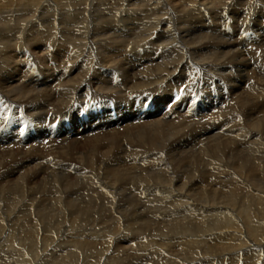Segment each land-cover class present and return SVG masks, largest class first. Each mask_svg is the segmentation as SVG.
<instances>
[{
	"label": "bare ground",
	"instance_id": "6f19581e",
	"mask_svg": "<svg viewBox=\"0 0 264 264\" xmlns=\"http://www.w3.org/2000/svg\"><path fill=\"white\" fill-rule=\"evenodd\" d=\"M235 2L240 5L243 0H0L1 108L14 109L15 116L24 118L23 106L31 105L29 110L37 112L39 107L32 109V105L37 99H43L35 102L41 104L45 97L53 105L67 108L71 104L78 106V99L86 103L92 93L124 96L132 106L131 100L139 101L131 116L113 122L103 117L106 126H101L103 119L87 123L85 127L83 123L77 125L75 136L85 137L82 141H63L72 130L57 135L54 140L41 136L39 144L36 140L18 143L14 133H11L13 138L8 136L7 140L0 141V192L9 193L3 206L0 204V263L65 264L70 260L69 264H120L125 252H132L133 257H124L128 258L125 264H264V191L258 190L256 183L254 188L248 184L257 176L264 178V118L249 119L241 108L239 114L244 113L246 120L241 125L240 117L232 115L236 124L232 128L244 135L238 140L234 134H229H232L230 129L225 133L220 131L219 126L224 122L222 103L204 108L206 113L210 111L208 114L196 113L195 97L180 83L181 75L193 73V67L199 69V65L213 61L225 62L217 56L225 55L233 46L227 44L224 37L229 40L233 37L224 34L226 27L215 31L212 22L223 24L229 7ZM194 14L201 17L198 24H203L202 19L208 17L210 25L204 28L206 31L199 26L192 32L188 27L187 18ZM210 27L220 34V43L201 39L213 36ZM251 57L254 59L255 54ZM44 67L54 68L53 73L47 74ZM248 89L252 93L240 98L242 107L247 102L253 105L259 95V88L254 85ZM144 96L151 104L145 109L146 113L139 114L138 109L143 110L147 105L140 100ZM172 101L177 103L169 106ZM193 128L199 132L191 142L182 143L171 154L166 150L168 145L170 148L178 146ZM54 142L58 146L52 147ZM19 144L31 153L34 148H43L52 156L53 151L58 160L73 161L74 169L70 165L65 166L67 170L63 175L57 170L54 172L55 158L48 155L49 167H35L34 161L33 165L29 161L20 170L16 167L4 170L5 164H14L17 155L12 148ZM15 148L21 151L20 147ZM113 155L119 156L118 161L111 159ZM233 158L232 163L229 159ZM123 163L127 166L120 168L119 164ZM231 167L235 170L231 169L233 173H229ZM87 168L89 172L85 171ZM146 168L158 171L153 174L155 179L145 175L141 190L162 191L160 178H163V184H167L163 191H168L167 197H171L169 212L160 204L155 206L158 210L151 217L149 209L143 214L145 210L139 208L134 210L136 216L128 214L127 219L125 213L119 211L122 207L116 205L114 191L127 183L137 185L139 182L126 176L131 170L146 171ZM21 170H26L24 175ZM42 170L48 172L42 175ZM103 171L108 181L101 179ZM11 172H19L14 182L8 180L7 173ZM195 172L203 173L200 179H209L206 181L208 191L202 189L203 184L198 185L205 196L201 198L203 204L197 209L180 206L185 202L181 192L191 191L186 181L188 176L182 174L194 175ZM225 173L232 176L230 180L221 179ZM94 179L98 191L104 195L101 198L105 199L97 201L95 192L87 191L89 195L82 196L85 202L81 205L75 197L70 199L64 195L77 183L85 184ZM35 190L41 194L45 190L52 193L49 201L52 205L57 203L55 206L61 209L62 218L52 213L54 207L50 205L52 210L34 205L31 195ZM242 191L245 192L240 194ZM22 197L27 200L24 204L29 207V210L25 208L29 213L14 206ZM96 202L100 206L97 218L106 214L110 219L108 223L104 215L98 223L93 221ZM148 218L158 226L152 227ZM45 222L55 226L47 230L43 226ZM133 226L136 228L131 229ZM121 242L126 245L119 249ZM65 253L68 255L64 256Z\"/></svg>",
	"mask_w": 264,
	"mask_h": 264
},
{
	"label": "rangeland",
	"instance_id": "374dc122",
	"mask_svg": "<svg viewBox=\"0 0 264 264\" xmlns=\"http://www.w3.org/2000/svg\"><path fill=\"white\" fill-rule=\"evenodd\" d=\"M257 1V2H256ZM245 2V3H244ZM247 2V3H246ZM260 2L259 5H257L258 3ZM254 0L252 2H249V0H243V2H241V4L239 5V2H235L233 3L230 7H229V10L227 11V20H225L223 22V24L219 23L218 21H213L212 22V25L215 27V31H221L224 27V34L228 33L227 35L229 37H233V41L232 40H229L228 37H224L223 40H226L225 42L228 44H233L232 47H230L229 49H227V52L225 55L223 56H217L220 58V60H224L225 62H223L221 64V62H218L217 61H213V63H206V64H202V65H199V69L198 68H195V73H190V72H184L182 75H181V80H180V83L183 84L182 87L186 88L189 90V92L191 93L190 95L191 96H194L195 97V107H196V113H200L203 112V113H206V110L204 108H207L208 106L212 105V106H219L221 103H222V106H224V108L221 109V113L224 115V117H221L223 119L224 122H222L223 124H221V126H219V128L221 127L220 131L222 130L223 133H225L226 131H228L229 129V132H232L229 133L231 136H233V134L235 136L233 137H236L238 140L242 139L240 137H243L244 135H241L239 134V131L237 128H232L233 126H235L236 124L234 123V120L232 119V115H236V116H239L240 117V120H241V125H243V120L246 121L244 118V113H247V118H251L252 120H255V119H260V118H264V97L263 98H259L260 96H263L264 93L263 92H260V90H263L264 91V45H262V43L264 42V1L263 0ZM262 3V5H261ZM245 4V5H244ZM236 5V6H235ZM250 5V6H249ZM256 5V6H255ZM253 6V7H251ZM258 6V7H257ZM260 6V7H259ZM247 8V9H246ZM236 11H235V10ZM241 9V10H239ZM245 9L244 12H242L243 10ZM262 10H263V13H262ZM190 15V14H189ZM196 16V18H195ZM196 14L192 15V16H189L190 18H187V22L189 23V28L192 30V32H195L194 30H197L199 26H201L203 29L206 27L207 28V25L209 26L210 22H208V17L206 19H202L203 20V24H198L196 22H198V20H200L199 18H201L200 16H198ZM225 16V17H226ZM188 17V16H187ZM230 17V18H229ZM239 17V19H238ZM197 20H195V19ZM255 18V19H254ZM230 19V20H229ZM246 19V20H245ZM211 20H214V19H210ZM232 21V22H231ZM256 21V22H255ZM192 22H195L192 24ZM218 22V24H217ZM191 23V24H190ZM260 23V24H259ZM198 24V25H197ZM225 24V25H224ZM256 25V26H255ZM254 26V27H253ZM187 27V26H186ZM242 27V28H241ZM188 28V29H189ZM218 30H217V29ZM228 28V29H227ZM201 29V28H200ZM208 29V28H207ZM214 29L212 27H210V33L212 34V32H214L212 35V37H205V36H201L203 40H206L207 42H216L217 40H219L218 42L220 43V34H217ZM238 29V30H237ZM241 29V30H240ZM252 29V30H251ZM206 31V29H204ZM227 30V31H226ZM212 31V32H211ZM238 31V32H237ZM251 31V33H250ZM216 33V34H215ZM242 33V35L240 34ZM248 35H247V34ZM250 33V34H249ZM235 34V35H234ZM247 35V36H245ZM256 35V36H255ZM195 36V35H194ZM254 36V37H253ZM215 37V38H214ZM242 39V42H239L241 41ZM227 38V39H226ZM237 38V39H236ZM245 40H244V39ZM249 38V39H248ZM256 38V39H255ZM231 39V38H230ZM240 39V40H239ZM261 39V40H260ZM216 40V41H215ZM247 40V41H246ZM251 40V41H250ZM259 40V41H258ZM233 42V43H232ZM224 43V42H221V44ZM215 44V43H214ZM251 44V45H250ZM260 44V45H259ZM210 45V44H209ZM255 45V46H254ZM212 46V45H211ZM239 46V47H238ZM251 46V47H250ZM254 46V47H253ZM262 46V47H261ZM253 47V48H252ZM255 48V49H254ZM257 48V49H256ZM263 48V49H262ZM252 49V50H251ZM247 50V51H246ZM254 50V51H253ZM254 52V53H253ZM254 54H255V57H254ZM250 55L254 57V59L251 57L250 58ZM242 58V59H241ZM234 59V60H233ZM241 59V60H240ZM238 60V61H237ZM241 62H240V61ZM251 60V61H250ZM252 60L254 62H252ZM256 60V61H255ZM230 61V62H229ZM237 61V62H236ZM244 63H243V62ZM236 62V63H235ZM246 62V63H245ZM234 63V64H233ZM238 63V65H237ZM240 63V64H239ZM227 66H226V65ZM232 64V65H231ZM225 65V66H223ZM263 65V66H262ZM201 66V67H200ZM209 66V67H208ZM229 66V67H228ZM248 66V67H247ZM39 68V67H38ZM49 68V69H48ZM215 68V69H214ZM224 68V69H223ZM231 68V70H228L227 69ZM260 68V69H259ZM40 69H43V67L41 66ZM44 69H46L48 71L47 74L51 73L53 71L54 68H51L50 67H44ZM51 70V71H50ZM225 70V71H224ZM244 70V71H243ZM203 71V72H202ZM240 71V72H239ZM250 71V72H249ZM228 72V73H227ZM243 72V73H242ZM254 74H253V73ZM53 73V72H52ZM219 73V74H218ZM226 73V74H225ZM233 73H236L233 74ZM248 73V74H247ZM207 74V75H206ZM186 75V76H185ZM220 75V76H219ZM184 76V77H182ZM186 77V78H185ZM183 78V79H182ZM187 79V80H186ZM249 79V80H248ZM182 81V82H181ZM190 81V82H189ZM201 81V82H200ZM220 81V82H219ZM231 81V82H230ZM247 81V82H246ZM237 84H236V83ZM233 83V84H232ZM235 83V84H234ZM248 83V84H247ZM121 84V83H120ZM231 84V85H230ZM240 84V85H239ZM93 85V84H92ZM91 85V86H92ZM241 87H239V86ZM250 85H254L256 87V89L259 88V91L257 92V95L254 99V104H247L245 106H241L239 104L240 102V98L243 97L244 95H248V94H251L252 92L248 89V87ZM202 87V88H201ZM43 88V86H42ZM91 88H94V87H91ZM184 88L182 90H184ZM232 88V90H230ZM239 88V89H237ZM202 89V90H201ZM193 90V91H192ZM234 90V91H233ZM242 91V92H241ZM247 91V92H245ZM257 91V90H255ZM194 92V93H193ZM240 92V93H239ZM233 93V94H232ZM236 93V94H235ZM242 93V94H241ZM246 93V94H245ZM231 94V95H230ZM241 94V95H240ZM239 95V96H238ZM41 96V95H40ZM43 97H45L44 95H42ZM41 96V97H42ZM109 96V97H108ZM115 95H99V94H94L92 93L90 95V97L86 100V103L83 102L81 103L80 102V99H78V102H79V105L78 106H71L69 108H67L66 106L64 107H59V106H55L53 105L52 103L46 101V97L44 99V101H41V104L39 103H35V102H40L39 100H43V99H37L35 102H34V105H32V109L36 108V107H39V110H37V112L35 110L31 111L29 110L30 106L31 105H25L23 106V110L21 112L22 115L24 116V118L22 117H17L14 115V109H8V108H1L0 107V141H5L7 140L8 138H13V136H11L13 133L15 134V141H17L18 143H23L24 141H30V140H36V144H39L41 143V136H44L46 135L48 139L50 140H54V138L57 137V135L63 133V132H66L67 130H72L73 133H71L70 135H68V137H65V140L63 139L64 142L66 143H70V142H74V141H82L85 139V137H80L79 134L75 136V132L79 129V127L77 125H80L83 123V127H85L87 125V123H96V122H99V119H103V117H107V118H111V121H115V119H118V118H125L127 115H132V113H134L135 110H137V106H135L138 102L137 105H139V101H136L133 102V100H131V102L133 103V106L132 104L129 102L130 100H127V98L124 96H119L121 98H119L117 95H116V99L114 98ZM235 96V97H234ZM104 97V98H103ZM118 97V99H117ZM147 97V96H146ZM146 97L144 96L143 98H141L140 100L147 104L146 107L144 105V109L142 110V108L140 107L138 109L139 111V114H141L143 111L146 113V110L148 109V107L150 106V102H147V99ZM197 97V98H196ZM99 98V99H98ZM133 98L134 100L136 99L134 96L131 97ZM152 99L154 97H151ZM233 100H232V99ZM259 98V99H258ZM92 99V101H91ZM96 99V100H95ZM124 99H126L124 101ZM143 99V100H142ZM146 99V100H145ZM109 100V101H108ZM116 100V101H115ZM149 100V99H148ZM231 100V101H230ZM253 100V99H252ZM98 101V102H97ZM100 101V102H99ZM120 101V102H119ZM226 101V102H224ZM229 101L231 103H229ZM235 101V102H234ZM43 102V103H42ZM89 102V103H88ZM93 102V103H92ZM106 102V103H105ZM125 102V103H123ZM47 105H46V104ZM52 105H50V104ZM121 103V104H120ZM177 103V101L175 102ZM175 103L172 101V104L170 103L169 106H174ZM225 103V104H224ZM40 106H39V105ZM44 104V105H43ZM91 104V105H90ZM128 104V105H127ZM219 104V105H218ZM224 104V105H223ZM263 104V105H261ZM36 105V106H35ZM49 105V106H48ZM88 105H90L88 107ZM143 105V104H142ZM177 105V104H176ZM206 105V106H205ZM252 105V106H251ZM121 106V107H120ZM129 106V107H128ZM225 106H229L228 108L225 109ZM258 106V107H257ZM261 106V107H260ZM26 107V108H25ZM43 107V108H42ZM46 107V108H45ZM59 109H58V108ZM74 107V108H73ZM126 107V108H125ZM257 107V108H256ZM49 108V110L47 109ZM65 108V109H63ZM123 108V110L121 109ZM245 109L244 113H243V116L239 113H241L240 109ZM47 109V110H46ZM54 109V110H52ZM146 109V110H145ZM29 110V111H28ZM41 110V111H40ZM43 110V111H42ZM224 110V111H223ZM251 110H253V112H255L256 110V113L254 115H248L249 113H253ZM47 111V113H46ZM227 111V112H226ZM234 111V112H233ZM33 112V113H32ZM127 112V113H126ZM141 112V113H140ZM226 112V113H225ZM32 113V115L30 114ZM208 113H210V111H208ZM206 113V114H208ZM230 113V114H229ZM28 114V115H27ZM40 114V115H39ZM108 114V115H107ZM227 114V115H226ZM48 115V117H47ZM51 115V117H50ZM54 115V116H53ZM106 115V116H104ZM130 115V116H131ZM151 115V114H150ZM230 115V116H228ZM257 115V116H256ZM31 116V117H30ZM38 116V118H37ZM125 116V117H124ZM153 117L156 116V115H152ZM151 116V119H154L156 117H152ZM56 117V118H55ZM157 117H159L157 115ZM16 118V119H15ZM19 118V119H18ZM54 118V119H53ZM105 118L102 121L105 120ZM15 119V120H14ZM92 119V120H91ZM38 120V121H37ZM252 120L250 122H252ZM30 121V122H29ZM9 122V123H8ZM218 122V121H217ZM38 125H36V124ZM85 124V125H84ZM106 123L102 122L101 126H106L105 125ZM195 124V123H194ZM235 124V125H234ZM76 126V127H75ZM8 127V128H7ZM78 127V128H77ZM251 127V126H249ZM11 128L13 130H11ZM15 128V129H14ZM37 128V129H36ZM195 128L190 129V132L188 131V135L185 136V138H182L181 141L180 140V144L176 147H173V148H170L169 145L167 147V151L171 154V152L173 150H175L177 147H180L183 144H186V143H189L192 141V138H194V136L199 132L196 130H194ZM228 129V130H226ZM16 130V131H15ZM76 130V131H74ZM193 132H192V131ZM201 130V129H200ZM6 131V132H5ZM100 132H103L104 130L103 129H100L99 130ZM225 131V132H224ZM7 133V134H6ZM12 133V134H11ZM45 133V134H43ZM77 133V132H76ZM236 133V134H235ZM4 134V135H3ZM238 134V135H237ZM3 136V137H2ZM10 136V137H8ZM189 136V137H188ZM192 136V137H191ZM74 137V138H73ZM18 138V140H17ZM80 138V139H79ZM187 138V139H186ZM3 139V140H2ZM73 140V141H72ZM20 141V142H19ZM57 141V140H56ZM26 142V143H27ZM62 142V141H61ZM186 142V143H185ZM29 143V142H28ZM55 144V145H54ZM21 144L19 145H16L15 147H20L21 151H19L17 148H12V150H14L13 154H16L17 155V158L15 157V160H14V164H10L12 162H9L8 164H5L3 167L6 166V168L4 170L8 171V170H12L14 169L15 167L20 170L22 168V165H27L26 163H30L33 165V161H34V164L36 165L35 167H41V168H45V167H49L48 164H49V157L51 158H55V164L56 166L53 167V171L56 172L57 170V173H59L60 175H63L64 172H66L65 170H67L65 168V166H70L71 165V168L74 169L72 166L75 165V163L73 164V161H69V160H58L59 158H56L55 155H54V152L51 151L50 154L52 156H50L46 151L45 149L43 150V148H34L32 150H34V155H33V152H29V151H26V148L25 147H21L20 146ZM55 146H58L57 145V142H54L52 144V147H55ZM166 148V147H165ZM37 149V150H36ZM169 149V150H168ZM17 152V153H16ZM20 152V153H19ZM22 153V155H21ZM27 153V155L25 154ZM30 153V154H29ZM20 155V156H19ZM25 155V156H24ZM33 155V157H32ZM38 155V156H37ZM49 155V157H48ZM54 155V156H53ZM58 155V154H56ZM29 156V157H27ZM114 156V157H113ZM111 157V159H114L116 161H118L119 159V156L116 157V155H113ZM124 156V155H123ZM20 157V159H19ZM41 157V158H39ZM120 157H122V154L120 155ZM260 157H263V156H260ZM26 162L24 161L23 162V159H26ZM46 158V159H45ZM118 158V159H117ZM18 159V160H17ZM20 162H17L19 161ZM44 162H43V161ZM50 160V159H49ZM58 160V161H57ZM232 163L234 161V158L233 159H229ZM48 161V163H47ZM69 161V162H68ZM16 162V163H15ZM18 163V164H17ZM72 163V164H71ZM47 164V165H46ZM40 165V166H39ZM120 168L122 167H126V163L124 164H119ZM26 167V166H24ZM89 167V166H88ZM15 168V169H16ZM20 168V169H19ZM233 167L231 168H228L230 170L229 173H231L232 171L234 172L235 170L232 169ZM8 169V170H7ZM70 169V168H69ZM70 169V170H72ZM104 169V168H103ZM147 170L146 171H141V170H138V171H133L131 170L128 175L126 176V178L130 179L131 177V181L133 180V182H139L137 185H133L134 183L130 184V183H127L126 186H122L120 185V188H119V191H114L115 194H116V205H120L122 208L121 210H119L120 212H124L125 213V217L128 219L130 218L129 216L130 215H137L136 212L134 210L136 209H144L145 211H142L143 214H147L148 212V209H149V213L148 216L151 217L155 212L156 210H158V207H155L157 205H164L165 209H166V212H169L168 211V200L171 198V197H167L169 196L168 194V191H163L166 189L167 187V184H163V178H160V183L161 185H163V188H162V191H142L141 190V186H140V183L144 181V178H145V175L146 176H149L151 179H155L154 175L153 174H156L158 170H153L151 168H146ZM232 169V171H231ZM151 170V171H150ZM22 173L21 175H24L25 174V171L26 170H21ZM24 171V173H23ZM43 172L41 173L42 175L45 174V172L47 173L48 170H42ZM86 172H89L90 171V168H87V170H85ZM137 172V173H136ZM232 172V173H233ZM19 173V172H18ZM17 172H14V173H7L8 175H10V178L8 179L10 182H14L15 181V177L18 175ZM131 173V174H130ZM16 174V175H15ZM143 174V175H141ZM187 175L188 178H187V182L188 184H190V190L191 191H182L181 193H184L182 196H183V199L185 200L184 204H180V206H183V207H187V206H191V208H199L202 203V199H204V195H203V192L200 191L201 189H199L198 187L203 184L201 187L202 189H206L208 191V189L206 188V181H208L209 179H200L202 176V172H195L194 175H189L187 173H184L182 175ZM93 175V174H92ZM132 175V176H131ZM185 175V176H186ZM256 175H259V174H256ZM45 176V175H44ZM104 176V177H103ZM184 176V177H185ZM200 176V178H199ZM96 177V176H95ZM101 179H105L108 181V177L107 175H105V172L103 171L102 174L100 175ZM139 177V178H138ZM223 178H221L222 180L224 179V181H227V180H230L232 176H229V174H224V176L222 175ZM196 178V179H195ZM199 178V179H198ZM226 178V179H225ZM256 179H254V181L248 179L249 181V186L251 188H254L255 187V183L257 185V187L259 186L260 189L258 190H263L264 191V178L261 177V176H257L255 177ZM36 179V178H35ZM14 180V181H13ZM139 180V181H138ZM93 181V182H92ZM190 181V182H189ZM256 181V182H255ZM90 182L92 184H90ZM80 184L78 185H75L73 187V190L71 191H65L64 195L66 196H69V198L71 199V197H73L72 199H78L76 200L77 202L81 203V205L85 202L84 198H82V196H86V195H89V192L87 191H94L96 198H97V201H99L100 199L103 200L105 199V197L101 198L103 195V193H100L98 191V186H97V183L95 182V179L94 180H89L88 182H85V184L83 182H79ZM120 183V182H118ZM194 183V184H193ZM84 184V185H83ZM89 187H88V186ZM93 185V186H91ZM199 185V186H198ZM205 185V186H204ZM77 186V187H76ZM79 186L87 189L85 191V189L82 188V190L79 188ZM134 186V187H133ZM49 187V185L47 186ZM46 187V188H47ZM95 187V188H94ZM97 187V188H96ZM50 188V187H49ZM90 188V189H88ZM263 188V189H262ZM78 189V190H77ZM197 189V190H196ZM257 189V188H256ZM97 190V191H96ZM138 190V191H137ZM45 192L44 194L42 193H39V191L35 190L32 192V195H31V199L35 201L34 205H37L38 206H44L45 209L47 207L46 210H52V208L54 207V209L52 210V213L57 217H61V209L58 208L57 206V203H54L52 205V202H50L49 200L51 199V196H52V193H49L50 191L48 190H45L43 191ZM125 192V194H124ZM218 192V191H216ZM243 192L245 191H242L240 194H242ZM3 195L2 197V194H0V204L3 206L4 204V201H7L6 199L8 198L6 194H9L8 191L6 192H0ZM20 193V192H19ZM123 193V194H122ZM186 193V194H185ZM190 193V194H189ZM141 194V195H140ZM152 194L154 196H152ZM161 194V195H160ZM79 195V196H78ZM163 195V196H162ZM225 195V194H224ZM6 196V197H5ZM20 196V194H19ZM125 198H123V197ZM155 196H157L155 198ZM189 196V197H188ZM199 196V197H198ZM77 197V198H76ZM130 197V198H129ZM151 197V198H150ZM119 198L121 200H119ZM160 198V199H159ZM165 200H164V199ZM23 199V201H22ZM43 199H48L46 201H43ZM127 199V200H126ZM200 199V200H199ZM41 200V201H40ZM130 200V201H128ZM26 198H20L19 200L16 201L15 205L17 209H21L23 210L25 213H29L27 210H29L28 206L26 204H24V202H26ZM37 201V202H36ZM123 201V202H122ZM132 201V202H131ZM136 201V202H135ZM144 201V202H143ZM20 204H19V203ZM46 202V203H45ZM49 202V203H48ZM135 202V203H134ZM97 204H95V208H96V211H93L94 213V216H95V219H93V221L97 222L99 220H103V215L105 216L104 219L107 223L110 221L108 215L106 214H103L104 213V209L101 210V213L103 214L101 216V218H97V214L98 212L100 211V206H99V202H96ZM127 203V204H125ZM65 204V203H63ZM101 204V202H100ZM124 204V205H123ZM137 204V205H136ZM155 204V205H154ZM52 207H50V206ZM102 205V204H101ZM132 205V206H131ZM135 205V206H134ZM24 206V207H23ZM65 207V205H63ZM145 206V207H144ZM167 206V207H166ZM11 207H13V205H11ZM104 207V206H103ZM137 207V208H136ZM27 210H26V209ZM57 208V209H56ZM131 208V209H130ZM19 209V210H20ZM97 209L99 211H97ZM124 209V210H123ZM126 209V210H125ZM59 210V211H58ZM108 210V209H107ZM128 211V212H127ZM173 211V210H172ZM58 212V213H56ZM60 212V213H59ZM119 212V213H120ZM127 212V213H126ZM147 212V213H146ZM165 212V211H164ZM133 213V214H132ZM127 214V215H126ZM129 214V216H128ZM62 218V217H61ZM109 219V220H108ZM149 219V218H148ZM151 220V224H152V227H154L155 225L158 226L157 223H153L154 221L152 219H149ZM52 225L55 226L54 223H48V222H45V224H43L44 227L47 228V230L51 229V227H53ZM42 226V227H43ZM138 226V225H136ZM136 226H133V227H130L131 229L132 228H136ZM152 229V228H151ZM129 244V243H128ZM126 245L125 242H121L117 248H122V246ZM5 250V249H3ZM4 253V251H2ZM126 253L128 255H126ZM68 254H64V256H67ZM121 255V254H120ZM132 255V256H130ZM133 255H135L134 253L130 252H125L124 256L121 257V260L119 261L120 264H125V262L128 260V258H125L124 257H133ZM68 259V258H67ZM118 258L115 259V261H117ZM123 259V260H122ZM125 260V261H124ZM122 261V262H121ZM63 262V261H62ZM71 263L70 260H68L65 264H69ZM2 264V263H0ZM5 264V263H4ZM11 264V263H10ZM61 264V263H60Z\"/></svg>",
	"mask_w": 264,
	"mask_h": 264
}]
</instances>
